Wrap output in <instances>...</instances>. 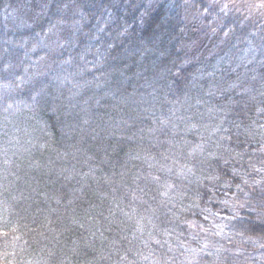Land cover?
<instances>
[{"label": "clouds", "instance_id": "9594fccd", "mask_svg": "<svg viewBox=\"0 0 264 264\" xmlns=\"http://www.w3.org/2000/svg\"><path fill=\"white\" fill-rule=\"evenodd\" d=\"M68 7L56 3V24L91 59L41 56L14 87L34 131L82 141L101 120L114 139L100 149L112 264H264V0H79L64 19ZM13 99L0 96L5 137ZM23 212L0 232V264H64Z\"/></svg>", "mask_w": 264, "mask_h": 264}, {"label": "trees", "instance_id": "16d2710c", "mask_svg": "<svg viewBox=\"0 0 264 264\" xmlns=\"http://www.w3.org/2000/svg\"><path fill=\"white\" fill-rule=\"evenodd\" d=\"M57 2L69 5L63 18L70 19L79 0H0V96L13 97L19 108L8 115V137L2 131L6 114L0 110V232L18 228L23 209L30 228L54 233L62 242L64 264H112L120 259L108 247L114 232L105 230L110 191L105 177L112 169L100 163L105 155L100 149L104 143L111 147L114 139L105 141L101 120H97L100 127L83 125L82 141L78 136L61 140L58 134L49 137L34 131L36 121L25 107L30 101L14 87L26 68L29 74L43 70L44 61L36 64L41 56L50 62L75 49L91 59L85 53L87 39L80 34L73 37L70 28L56 24L61 19L54 15ZM42 9L48 16L37 15ZM13 125L20 131L13 133ZM89 156L95 159L85 163ZM17 235L23 237V232ZM85 237L91 246H86Z\"/></svg>", "mask_w": 264, "mask_h": 264}]
</instances>
